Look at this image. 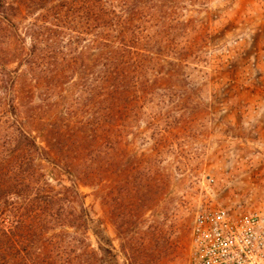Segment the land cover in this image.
I'll return each instance as SVG.
<instances>
[{"label":"trees","instance_id":"obj_1","mask_svg":"<svg viewBox=\"0 0 264 264\" xmlns=\"http://www.w3.org/2000/svg\"><path fill=\"white\" fill-rule=\"evenodd\" d=\"M160 1L0 0V264H105L90 241L79 187L100 189L108 206L113 175L120 184L121 228L141 226L159 189L154 162L160 151L151 150V172L142 174V156L127 148V120L141 78L148 70L157 74L163 57L157 49L166 35L158 31ZM165 24L173 28L171 19ZM87 41L93 55L89 44L78 50ZM168 64L170 73L174 64ZM73 77L79 101L94 95L95 126L49 107L55 97L60 107L61 90ZM45 164L66 173L70 186L50 178ZM131 170L129 222L123 191ZM120 242L126 251L124 232ZM136 244L133 261L145 251L144 241ZM157 244L156 237L150 240ZM155 259L150 255L145 264Z\"/></svg>","mask_w":264,"mask_h":264},{"label":"rangeland","instance_id":"obj_2","mask_svg":"<svg viewBox=\"0 0 264 264\" xmlns=\"http://www.w3.org/2000/svg\"><path fill=\"white\" fill-rule=\"evenodd\" d=\"M158 7V31L166 34L157 48L163 57L157 74L148 70L141 78L139 100L131 98L126 137L129 152L142 156V174L151 172V150L160 151L155 201L139 228L128 223L123 229L116 175L109 207L100 189L79 187L90 241L105 264H145L150 255L156 257L151 264H192L191 228L199 212L222 206L239 215L264 208V0H161ZM88 44L93 55L91 42L78 50ZM64 46L69 53L67 41ZM76 82L73 77L64 85L60 107L56 97L49 107L95 126L94 95L85 93L79 101ZM45 166L50 178L70 186L66 173ZM127 178L125 213L132 222L135 173ZM121 232L130 238L126 251ZM154 237L156 247L150 245ZM139 241L145 251L133 261Z\"/></svg>","mask_w":264,"mask_h":264},{"label":"built area","instance_id":"obj_3","mask_svg":"<svg viewBox=\"0 0 264 264\" xmlns=\"http://www.w3.org/2000/svg\"><path fill=\"white\" fill-rule=\"evenodd\" d=\"M191 238L192 264H264V208L239 215L222 206L205 209Z\"/></svg>","mask_w":264,"mask_h":264}]
</instances>
